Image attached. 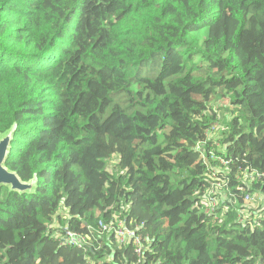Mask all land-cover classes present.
<instances>
[{
	"label": "trees",
	"instance_id": "trees-1",
	"mask_svg": "<svg viewBox=\"0 0 264 264\" xmlns=\"http://www.w3.org/2000/svg\"><path fill=\"white\" fill-rule=\"evenodd\" d=\"M13 127L6 166L37 188L0 189V264H132L59 241L117 218L144 264H264V0H0Z\"/></svg>",
	"mask_w": 264,
	"mask_h": 264
},
{
	"label": "built area",
	"instance_id": "built-area-1",
	"mask_svg": "<svg viewBox=\"0 0 264 264\" xmlns=\"http://www.w3.org/2000/svg\"><path fill=\"white\" fill-rule=\"evenodd\" d=\"M212 131L218 132L215 128ZM211 132L208 134L207 141L197 145L198 151L203 155L205 150H208L209 148L208 139L211 137ZM213 146L219 147V144L214 142ZM210 154L213 156L216 155L213 150H210ZM224 164L226 163L224 162ZM257 176L260 179L264 177V175ZM249 200L250 196H246L244 199L245 203ZM212 207H215V205ZM143 228V224L130 225L128 224V220L126 218H117V221H112L110 223H104L101 221L97 228L89 227V232L87 234L75 233L67 229L65 235L60 237L61 239L59 241L62 245L82 249L85 253H88L89 251H96L100 249L101 241L109 242L113 238L120 245V248L131 249L134 255L132 264H144L145 251L150 248L152 240L149 236H145L142 233L141 230Z\"/></svg>",
	"mask_w": 264,
	"mask_h": 264
},
{
	"label": "water",
	"instance_id": "water-1",
	"mask_svg": "<svg viewBox=\"0 0 264 264\" xmlns=\"http://www.w3.org/2000/svg\"><path fill=\"white\" fill-rule=\"evenodd\" d=\"M14 132L15 127L0 135V189L5 187L11 192L32 194L37 188V177L30 182H23L16 172L11 171L6 166L12 148Z\"/></svg>",
	"mask_w": 264,
	"mask_h": 264
},
{
	"label": "rangeland",
	"instance_id": "rangeland-1",
	"mask_svg": "<svg viewBox=\"0 0 264 264\" xmlns=\"http://www.w3.org/2000/svg\"><path fill=\"white\" fill-rule=\"evenodd\" d=\"M199 38L200 39H203V38H205V33L204 32H200L199 33ZM219 112L220 111H222V109H217ZM223 113L225 114L224 115V118H225V120H228L229 119V117L231 118V115H227V113H226V111H223ZM229 114V113H228ZM224 118H222V119H224ZM223 124H222V122H220V126H222ZM114 166V163H111V168ZM264 200V198H261V197H259V201H261V200ZM256 202V195H251L250 196V200L249 201H247V203H246V205L247 206H251V205H253L254 203Z\"/></svg>",
	"mask_w": 264,
	"mask_h": 264
}]
</instances>
